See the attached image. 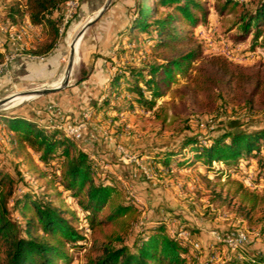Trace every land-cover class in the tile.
Here are the masks:
<instances>
[{"label": "trees", "instance_id": "16d2710c", "mask_svg": "<svg viewBox=\"0 0 264 264\" xmlns=\"http://www.w3.org/2000/svg\"><path fill=\"white\" fill-rule=\"evenodd\" d=\"M66 1L25 0L24 8L18 2L9 7V17L15 23L23 24L27 17L34 24L50 26L48 41L33 49V54L47 55L59 44ZM120 1L124 20L116 33L121 40L127 36L129 44L150 40L151 53L122 60L97 91L98 98L104 97L102 103L94 100L92 105L119 111L124 106H140L155 113L163 108L158 99L172 90L179 77H185L192 93L201 96L202 108L213 111L235 102L242 103L249 116L264 114V63L246 69L224 55H214L196 65L202 42L193 27L206 22L210 14L201 0ZM232 3L238 1H226V5ZM242 5L238 41L253 35L252 48L258 44L264 47V0ZM126 51L121 41L116 55L122 57ZM95 54L113 63V56L106 52ZM4 60L0 50V64ZM84 69L85 75L77 77V84L93 70L86 65ZM32 109L25 105L2 115L0 121L7 133L8 153L18 160L15 163L8 157L7 167L0 161V264H71L70 250L82 247L87 250L86 264H190L192 241L172 233L162 218L155 219V224L144 223L136 203L123 193L119 182H110L109 175L99 171L100 165L80 142L63 129L46 125ZM248 123L230 121L204 138L186 137L175 146L145 154L166 167L174 162L190 163L220 174L224 170L216 168L214 162L237 171L241 163L248 167L256 159L257 175L262 177L264 125ZM187 148L192 156L183 153ZM21 164L29 167L31 177L20 171ZM234 182L231 202H237L247 217L264 214V192L251 190L242 181ZM246 242L231 248L229 264H264V252L249 251ZM208 250L207 254L213 253L212 247Z\"/></svg>", "mask_w": 264, "mask_h": 264}, {"label": "rangeland", "instance_id": "374dc122", "mask_svg": "<svg viewBox=\"0 0 264 264\" xmlns=\"http://www.w3.org/2000/svg\"><path fill=\"white\" fill-rule=\"evenodd\" d=\"M17 1L25 2V0H0V42L4 45H13L8 38L10 33H26L20 27L22 23H15L9 17V7ZM106 1L80 0V6L72 22L65 32L60 34L59 43L65 54L60 59L61 67L55 77L2 87L0 100L17 92L49 87L57 80L68 64L70 36L78 34L80 29L97 15ZM201 1L210 10V14L206 22L193 27L195 35L202 42V55L196 65L214 55H224L234 64L246 69H253L256 65L264 63V47L258 44L252 48L253 35L248 36L244 42L237 39L242 33L240 21L243 13L242 3L246 2V5L250 6L252 0H234L238 1V4L230 5H226L227 0ZM119 2L121 1L112 0L105 14L82 36L80 58L74 66L68 87L56 93L32 97L4 114L29 105L33 106L36 115L48 119V122L45 121L46 125L60 128L58 125L84 124L79 139L63 130L67 136L79 141L81 147L90 153L100 165L99 171L109 175L110 182H119V188L142 211L144 223L151 225L155 219L162 218L172 233H177L178 236L193 243H199L198 249L202 247L200 251L193 247L189 252L190 264H229L233 250L225 244L224 239L236 234L245 235L247 241L245 246L249 251L264 252V214L245 216L239 204L231 202L229 194L235 189L236 180L242 181L251 190L264 192V176L257 175L256 159H252V164L248 167L241 163L237 171H234V168L227 170L223 162H214L216 168L224 170L220 174L190 163L182 165L174 162L171 167H166L145 154L148 151L175 146L186 137L204 138L206 134L225 128L234 120L249 122L250 126L264 125V114L249 116L245 113L243 104L235 102L225 103L224 107L218 106L213 111L202 108L201 96L192 93L188 87V79L185 77H179L172 85V90L158 99V106L163 108L155 113L140 106L133 108L124 106L123 111L108 106L98 109L92 103L97 100L100 105L103 96L98 98L96 95L90 100L88 96L83 97L84 91L81 94V91L75 88L80 85L77 84V77L85 75L86 61L92 66V61L90 62L89 59L100 58L95 54L98 51L94 48L100 42L97 35L99 30L105 32L107 38L111 37L107 40L112 45L107 54L113 56V63L110 61L104 63L106 78L122 65V60L139 59L151 53L150 40L146 43L129 44L127 36L121 40V36L116 33L124 20ZM121 41L127 47V51L121 54L122 57H118L116 48ZM138 45L143 46L140 50H133ZM67 89H72L68 90L71 95L68 91L65 94H58ZM73 100L75 102H72ZM158 111L161 116H158ZM2 119L0 115V121ZM2 124L0 122V161L7 167L8 157L15 163L18 160L8 153L7 133ZM183 153L193 155L188 148ZM19 169L25 177L32 176L26 164H21ZM216 173L222 176H217ZM34 187L38 189V186L34 185ZM64 197L76 207L73 198L67 192H64ZM78 210L81 218L84 219V214L79 208ZM192 229L197 231L192 232ZM208 247L213 249L209 257H207ZM70 251L73 255L71 264H86L85 248Z\"/></svg>", "mask_w": 264, "mask_h": 264}, {"label": "crops", "instance_id": "0c3cea01", "mask_svg": "<svg viewBox=\"0 0 264 264\" xmlns=\"http://www.w3.org/2000/svg\"><path fill=\"white\" fill-rule=\"evenodd\" d=\"M20 27L26 31V33L24 32L22 41L24 49L18 50V46L11 44H5L0 48L5 56L9 53H16V57L14 61L9 64L7 71L0 74V89L24 81L35 82L38 80H49L57 75L61 67L60 59L65 54V51L60 46V43L47 55L40 53L33 54L32 52L33 49L38 48L48 41L50 28L48 24H34L26 17L23 24H20ZM97 33L100 42L99 45L94 48L100 53H104V50L108 53L111 48V43H108L107 40L111 37L107 38V34L105 32L103 33L102 30H99ZM89 61H92V66H90V63L88 64V61H86V64L93 69L90 76L75 88L79 90V92L81 91V94L82 91L85 92L82 94L84 95L83 97L88 96L90 100H93L91 98L96 96L97 91L104 85L105 79H107V72L104 70L105 61L102 58L97 60L95 58L94 60L89 59ZM68 90L72 89L60 91L58 94H65ZM70 93L71 92H69V94ZM72 102L75 101L73 100ZM43 121L48 122V119L44 117Z\"/></svg>", "mask_w": 264, "mask_h": 264}, {"label": "built area", "instance_id": "2783aa9c", "mask_svg": "<svg viewBox=\"0 0 264 264\" xmlns=\"http://www.w3.org/2000/svg\"><path fill=\"white\" fill-rule=\"evenodd\" d=\"M80 6V0H67L65 5L62 8V17H61V25H60V34H63L68 27V25L72 22V19L76 15V12ZM20 7H25V2L20 3ZM10 40L13 42V45L18 46V50L24 49V44H22L24 38V32H12L9 34ZM4 44L0 42V48L3 47ZM17 50V51H18ZM16 57V53H9L5 56V60L3 63L0 64V74L7 71L9 64L14 61ZM84 124L77 123V124H65V125H58L60 128L64 129L66 132L71 133L75 138L79 139L82 135V126ZM226 245H228L232 249H236L240 245L246 242V237L244 234H236L227 236L224 239ZM196 249L199 248V243H193ZM214 256V254H213ZM215 257V256H214ZM213 257V258H214Z\"/></svg>", "mask_w": 264, "mask_h": 264}, {"label": "water", "instance_id": "95a60500", "mask_svg": "<svg viewBox=\"0 0 264 264\" xmlns=\"http://www.w3.org/2000/svg\"><path fill=\"white\" fill-rule=\"evenodd\" d=\"M111 3H112V0L106 1V3L100 8L97 15L95 17L91 18L84 25V27L81 29V31H79L78 38H82L84 33L105 14L106 10L109 8ZM74 65H75V49H74V46H72V47L70 46L68 73H67L66 78H65L64 82L62 83V85H60L58 87H44L42 89H37V90L31 89V90L21 91V92H17L15 94H13L11 96L5 97V98L0 100V115H4V113L9 111V110L6 111L3 109L9 104V102L12 100L13 96H15V95H34V97H36V96L46 95L49 93H54V92H57L61 89L68 87L70 85V77H71L72 71L74 69Z\"/></svg>", "mask_w": 264, "mask_h": 264}, {"label": "bare ground", "instance_id": "6f19581e", "mask_svg": "<svg viewBox=\"0 0 264 264\" xmlns=\"http://www.w3.org/2000/svg\"><path fill=\"white\" fill-rule=\"evenodd\" d=\"M77 29H78V27H77ZM81 29H80V31H81ZM81 43H82V38H78V34H76L75 36H70L69 45L71 47L74 46V49H75V65L78 63L79 58H80V48L82 46ZM68 63H69V59H68ZM67 73H68V64L64 67L59 78L57 80H55L52 84H50L49 87H58V86L62 85V83L64 82V80L66 78ZM42 88H44V87H42ZM42 88L38 87V88H34L33 90L42 89ZM32 97H34V95H15V96H13L12 100L9 102V104L3 110L7 111V110L14 108L15 106L17 107V105L21 104L22 102H24L26 100L31 99Z\"/></svg>", "mask_w": 264, "mask_h": 264}]
</instances>
